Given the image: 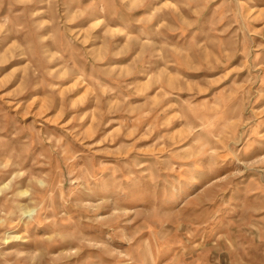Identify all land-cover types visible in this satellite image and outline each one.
I'll return each mask as SVG.
<instances>
[{
    "label": "rangeland",
    "instance_id": "1",
    "mask_svg": "<svg viewBox=\"0 0 264 264\" xmlns=\"http://www.w3.org/2000/svg\"><path fill=\"white\" fill-rule=\"evenodd\" d=\"M0 264H264V0H0Z\"/></svg>",
    "mask_w": 264,
    "mask_h": 264
}]
</instances>
